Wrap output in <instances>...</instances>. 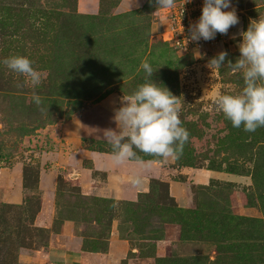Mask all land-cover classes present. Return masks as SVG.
Returning a JSON list of instances; mask_svg holds the SVG:
<instances>
[{
	"label": "rangeland",
	"instance_id": "obj_1",
	"mask_svg": "<svg viewBox=\"0 0 264 264\" xmlns=\"http://www.w3.org/2000/svg\"><path fill=\"white\" fill-rule=\"evenodd\" d=\"M126 1L100 0L97 12L81 13L77 0H0V171L21 165L28 187L21 203L0 201V264H18L21 253L46 246L50 237L52 230L34 225V180L49 142L46 128L110 93L130 95L145 82L138 71L144 60L155 72L149 79L180 99L189 138L174 167L221 176L191 186L192 205L184 210L166 197L164 183H153L138 203H106L82 198L60 182L59 218H73L77 233L97 239L101 259L116 221L119 239L129 245L117 264H264V127L245 132L216 110L215 98L239 93L244 82L227 66L208 67L221 51L236 61L239 31L264 15V0H231L240 23L215 48L190 56L163 39L164 17L162 10L155 13L154 0ZM12 55L29 58L44 74L42 83L25 85L23 76L3 64ZM137 157L156 158L140 152ZM168 223L176 224L177 233L160 252Z\"/></svg>",
	"mask_w": 264,
	"mask_h": 264
},
{
	"label": "crops",
	"instance_id": "obj_2",
	"mask_svg": "<svg viewBox=\"0 0 264 264\" xmlns=\"http://www.w3.org/2000/svg\"><path fill=\"white\" fill-rule=\"evenodd\" d=\"M99 7L100 0H77L75 9L81 13H95ZM120 98L110 93L87 104L70 118L46 128L49 142L46 141L47 147L38 161L40 207L34 217L35 226L51 230L56 215L58 177L78 187L82 196L128 202H135L140 194L149 192L151 181L159 179L167 183L168 193L178 207L189 208L192 205L191 186L207 184L210 179L221 176L204 168L174 167L173 158L167 161L130 160L117 166L113 163L112 151L88 149L86 140L106 141L104 130L117 129L112 117L114 110L121 106ZM176 174L182 175V180L174 179ZM136 176L142 177V184L133 183ZM22 200V166L15 164L12 169L0 171V201L19 204ZM165 230V238L159 241L160 252L167 249L163 244L168 238L176 235V224H166ZM84 237L76 233L74 221L65 219L58 232H50L46 246L21 253L18 264H89L96 252L83 250ZM128 249V242L119 239L114 221L108 253L102 256L103 263L112 259L117 264Z\"/></svg>",
	"mask_w": 264,
	"mask_h": 264
},
{
	"label": "clouds",
	"instance_id": "obj_3",
	"mask_svg": "<svg viewBox=\"0 0 264 264\" xmlns=\"http://www.w3.org/2000/svg\"><path fill=\"white\" fill-rule=\"evenodd\" d=\"M149 2L153 3V0ZM154 5L157 13L174 7L175 0H154ZM239 23L231 0H203L202 14L190 25L188 39L210 41L217 33L227 35L230 28ZM239 36L242 42L238 44L240 55L236 61L228 60V52L221 51L209 60L208 67L213 70L227 66L242 75L244 86L241 91L220 94L214 104L234 128L242 127L245 132L252 133L264 127V15L250 19L247 30L241 29ZM3 64L23 76L25 85L31 84L35 88L42 83L44 74L25 56H9ZM140 70L145 73V82L130 95H123L121 106L114 110L112 119L117 129L104 130V138L112 149L113 163L117 166L137 159L138 152L164 161L178 158L189 138L180 119V99L167 87H160L149 79L155 72L147 60L141 62ZM31 99L37 107L41 106L40 96L33 93ZM133 183L142 184V177H134Z\"/></svg>",
	"mask_w": 264,
	"mask_h": 264
},
{
	"label": "built area",
	"instance_id": "obj_4",
	"mask_svg": "<svg viewBox=\"0 0 264 264\" xmlns=\"http://www.w3.org/2000/svg\"><path fill=\"white\" fill-rule=\"evenodd\" d=\"M203 0H175V6L163 9L165 34L163 39L169 42L180 54H194L196 52L208 51L222 43L230 33L222 35L217 33L210 41L201 39L199 42L188 39L190 36L189 27L196 22L202 14ZM231 10L225 9V11Z\"/></svg>",
	"mask_w": 264,
	"mask_h": 264
},
{
	"label": "trees",
	"instance_id": "obj_5",
	"mask_svg": "<svg viewBox=\"0 0 264 264\" xmlns=\"http://www.w3.org/2000/svg\"><path fill=\"white\" fill-rule=\"evenodd\" d=\"M188 55L190 56V54H188ZM85 145H86V147L88 149H91V150L108 151V152H111L112 151V149H107L106 148V146H110L106 141L89 139V140H86V144ZM97 145H99V146H97ZM147 159H151V160H161L159 158H141V159L137 158V159H134V160H147ZM24 173L25 172L23 171V175H22V188H23V195L26 198V191L28 190V187L26 185V176H25ZM38 173H39V165L37 164V166H36V177H35V180H34V188L38 192V196L36 198L37 199V205L38 206H37V209H36V212L35 213L38 212L39 207H40V191L38 189ZM60 182L65 183L66 181L63 180V178L58 177V180H57V188H56V197H55L56 215L54 217V220H53V223H52V227H51L52 232H58V230L60 229V226H61L62 222L65 219H70V220L74 221V224L76 222L73 218H63V217L62 218H59V213L60 212H57V210H58L57 207L59 206V201L61 199V193H62V188H59L60 187L59 186ZM153 183L154 184L155 183L156 184L157 183H161V184L164 183L163 185L166 186V197L173 202V204L176 206V208H178L180 210H184L183 208L178 207L177 204H176V202H175V200H174V198L169 195L168 188H167V183L164 182V181L160 182V180H153L152 183L150 184V190H149V192L142 193V194L139 195V197L140 196H145V195L149 194L152 191V185H153ZM71 187L72 188H75L77 190L78 194L80 195V197H82V198H94V199H97V200H100V201L106 202V203H108V201L109 202H121V200H114V199H109V198L85 197V196H82L80 194V191H79V188L78 187L72 186V185H71ZM138 202H139V198L135 202H130V203H138ZM55 224L57 225V227H55ZM75 229H76V224H75ZM77 234H80V233H77ZM96 240L97 239L92 238V239H88V241H87L85 239V237H84L83 240H82V248H83V250L89 251V252L90 251L91 252H100L99 247H100L101 244L98 243ZM87 242H90L91 245L87 244ZM107 248H108V242L106 241V246L102 247V251L106 252Z\"/></svg>",
	"mask_w": 264,
	"mask_h": 264
},
{
	"label": "water",
	"instance_id": "obj_6",
	"mask_svg": "<svg viewBox=\"0 0 264 264\" xmlns=\"http://www.w3.org/2000/svg\"><path fill=\"white\" fill-rule=\"evenodd\" d=\"M89 264H103L100 256H93Z\"/></svg>",
	"mask_w": 264,
	"mask_h": 264
}]
</instances>
